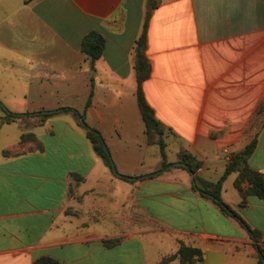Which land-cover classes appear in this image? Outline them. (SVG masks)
<instances>
[{
    "label": "crops",
    "instance_id": "obj_1",
    "mask_svg": "<svg viewBox=\"0 0 264 264\" xmlns=\"http://www.w3.org/2000/svg\"><path fill=\"white\" fill-rule=\"evenodd\" d=\"M146 22L152 72L143 88L173 166L128 181L156 174L163 161L137 99ZM92 32L105 40L95 62L82 50ZM0 102L22 117L2 124L0 108V139L16 126L44 148L8 159L3 152L20 140L0 146V264H160L180 243L202 251L193 264H260L264 201L248 197L240 208V173L225 180L221 198L245 227L176 164L181 151L192 154L203 163L198 177L215 184L256 142L246 165L264 177V0H0ZM41 112L54 114L27 116ZM82 115L116 173L94 151Z\"/></svg>",
    "mask_w": 264,
    "mask_h": 264
},
{
    "label": "trees",
    "instance_id": "obj_2",
    "mask_svg": "<svg viewBox=\"0 0 264 264\" xmlns=\"http://www.w3.org/2000/svg\"><path fill=\"white\" fill-rule=\"evenodd\" d=\"M147 32H148V22H146L144 31L142 36L137 42L136 47V74H137V99H138V106L140 109V113L142 115V119L144 121L146 127V135L148 137V143L150 145H157L160 149V153L162 156V164L160 170L153 175H150L151 178H155L167 169L171 164L167 160V144L164 139V130L161 127V124L156 119L154 110L148 104L145 93H144V83L150 78L152 72V66L150 61L146 55L147 49ZM105 48V40L102 35L97 32L90 33L83 41L82 50L88 57L91 59L92 62H95L99 59L104 51ZM90 105L88 102L87 107ZM0 108L3 111V118L2 124H12L20 119H22L21 115L15 114L9 111L1 102ZM63 112H74L77 114L76 111L72 109H62ZM54 114L52 112H41V113H33L28 114L27 116L32 118H37L39 121L43 122L51 117ZM84 120V115L81 116ZM86 134L87 138L91 142L94 151L96 154L105 162V164L114 171L115 166L111 159V156L107 150L105 145L104 139L102 135L95 129L90 127H86ZM256 148V142L250 144L242 153L236 155L234 158L231 159L229 165L227 166L226 171L219 179V181L215 184L208 183L198 177L197 172L202 167L203 163L198 161L196 157L192 154L181 151L178 155L179 160L181 163L186 164L184 167L185 170L190 172L194 175V185L199 188L206 199H209L213 202V204L226 216L230 218H237L239 220V214L234 211L230 206L225 204L221 198L222 186L225 180L231 175L233 172H239L240 176L235 182V186L238 191L242 195V203L239 205L240 208H244L247 204L248 197H257L260 200L264 201V177L255 171H252L247 163L248 157L253 153ZM44 150L43 144L37 139L36 135L33 133H25L21 136L18 145L12 149H7L3 152V156L5 158H18L33 152H42ZM116 173V170L114 171ZM248 181L250 187L247 190L242 188V183L244 181ZM79 181V180H77ZM243 226L246 227L244 222L241 223ZM251 234V237L257 240V233L251 229H248ZM119 241H105L104 245L108 248H112L116 246ZM259 262L260 264H264V249L259 247L258 251ZM174 258H179L180 264H193L195 262H202L203 261V253L199 249L187 247L184 243H180V248L176 255L164 259L160 264H168ZM33 264H61L60 262L48 258L43 257L36 260Z\"/></svg>",
    "mask_w": 264,
    "mask_h": 264
},
{
    "label": "rangeland",
    "instance_id": "obj_3",
    "mask_svg": "<svg viewBox=\"0 0 264 264\" xmlns=\"http://www.w3.org/2000/svg\"><path fill=\"white\" fill-rule=\"evenodd\" d=\"M11 108H16V110H19L18 107H11ZM4 128H5V130L3 131V134H2L1 139H0V146H7V145L15 144L20 140L21 130L18 127H16V126H10V127L4 126ZM23 132H29V131L23 130ZM169 157H171V156H169Z\"/></svg>",
    "mask_w": 264,
    "mask_h": 264
},
{
    "label": "water",
    "instance_id": "obj_4",
    "mask_svg": "<svg viewBox=\"0 0 264 264\" xmlns=\"http://www.w3.org/2000/svg\"><path fill=\"white\" fill-rule=\"evenodd\" d=\"M22 116H25V115H22ZM79 124L82 126V127H84V128H86L87 127V125L85 124V122H84V120L82 119V117H79ZM176 165H179V166H182V167H186V164H184V163H179V164H176ZM173 165H170L168 168H171ZM114 171H115V169H114ZM150 176H144V177H140V178H131V177H125V179L126 180H128V181H141V180H143V179H146V178H149ZM199 192H201V191H199ZM237 219V218H236ZM240 223H242V221L241 220H239V219H237Z\"/></svg>",
    "mask_w": 264,
    "mask_h": 264
}]
</instances>
